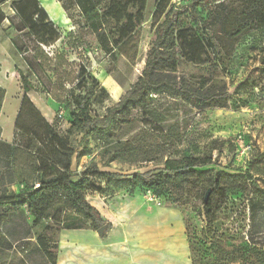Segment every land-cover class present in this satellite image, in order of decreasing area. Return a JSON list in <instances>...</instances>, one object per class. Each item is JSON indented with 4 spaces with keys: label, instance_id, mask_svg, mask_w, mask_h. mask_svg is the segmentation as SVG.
<instances>
[{
    "label": "rangeland",
    "instance_id": "rangeland-1",
    "mask_svg": "<svg viewBox=\"0 0 264 264\" xmlns=\"http://www.w3.org/2000/svg\"><path fill=\"white\" fill-rule=\"evenodd\" d=\"M18 1L1 5V14L11 17ZM35 1L37 6L31 0L20 6L28 22L11 17L0 23V143L16 147L28 142L14 132L22 75L30 85L29 101L61 142L74 148L79 144L84 151V156L71 158L73 181L91 164L127 176L162 168L167 161L210 157L211 164L198 171L237 175L247 187L237 193L226 182L217 194H209L218 205L209 219L202 210L208 176L200 182L191 180L180 198L176 191L152 193L142 188L134 192L110 188L102 195L86 192L84 199L110 229L103 237L88 225L46 233L55 264H264V24L252 30H244L246 25L225 30L229 15L238 11L235 0L164 1L167 7H188L179 30L186 33L184 44L192 37L190 53H197L177 62L173 75L203 91L226 92L224 107L198 110L180 99L152 96L144 110L130 113L131 122L118 126L110 137L80 141L68 132L69 92L94 89L92 116L118 105L141 76L162 17L154 16L156 0H145L138 42L127 48L125 57L113 61L76 7L67 5L64 10L58 0ZM25 22L33 27L30 33L19 31ZM53 37H57L53 44H45ZM21 125L37 131L39 121L26 111ZM125 143L134 152L122 153ZM242 146L249 150L241 159ZM2 160L0 155V173L5 175ZM48 171L54 174L59 166ZM20 177L28 179L27 172ZM94 183L104 188V181ZM7 189L16 191L18 186ZM58 210L55 204L35 227L25 214L15 216L4 227L14 247L0 253V264H44L38 249L29 251Z\"/></svg>",
    "mask_w": 264,
    "mask_h": 264
},
{
    "label": "trees",
    "instance_id": "trees-1",
    "mask_svg": "<svg viewBox=\"0 0 264 264\" xmlns=\"http://www.w3.org/2000/svg\"><path fill=\"white\" fill-rule=\"evenodd\" d=\"M7 1L0 0V6ZM26 1L28 0H19L13 4L14 14L11 17H19L21 21L25 19L20 6ZM31 1L37 6L35 0ZM58 1L64 10H67V5L78 9L79 15L95 36L101 50L113 61L116 60V56L125 57L127 48L139 40L145 0ZM164 1L166 0H156L154 16H161L162 21L156 26L155 37L141 76L131 92L118 105L108 108L102 116H92L89 104L94 96V89L88 88L78 93L69 92L72 111L69 115L68 132L75 133L80 141L95 140L99 136L110 137L118 126L131 122L130 113L144 110L152 96L180 99L198 110L224 107L228 99L226 92L203 91L202 87L193 85L187 79L173 75L177 62L187 59L191 54L197 56V53H190L194 48L192 37L188 39L190 44H184L186 33L179 30L182 18L189 11L188 7L176 8L173 5L167 7L166 2L163 4ZM235 1L238 4V11L229 15L224 23L225 30L230 29V26L240 29L244 25H246L244 30H252L264 24V0ZM38 10L41 11L39 7ZM11 17H4L0 11V23L4 20L10 22ZM25 21L28 22V19ZM26 22L19 31L25 30L30 33L33 27ZM56 40L57 37H53L45 44H53ZM20 79L23 96L14 122V132L19 133L21 138H28V142L26 140L23 146L16 147L0 143V155L4 157L2 169L5 173V175L0 173V253L14 247L15 241L9 237L4 227L15 216L25 214L32 219L31 226L35 227L42 222L55 204H59L58 212L52 217L51 223L45 226L43 234L37 239V244L29 251L38 249L44 264H55V257L50 253L45 241L46 233L82 230L86 225L94 231L106 225L109 230L110 224H105L99 212L84 199L86 192L102 195L110 188L126 189L128 192L142 188L152 193L163 190L176 191L179 192L180 198L191 180L200 182L205 176H208L206 191L210 189V195L217 194L220 186L226 182H231L232 191L237 193L247 190L246 183L240 176L210 170L198 171L197 169L211 164L210 157L201 160L187 158L180 163L167 161L162 168L135 172L127 176L103 172L95 164H91L84 168L76 181H73L70 170L71 158L84 156V151L80 149L79 144L74 148L67 147L61 142L53 128L44 121L29 101L26 94L30 85L26 78L21 75ZM26 111L38 119L37 131H28L21 125ZM131 146L125 143L121 152L126 150L132 153L134 149ZM116 158L118 157H113L112 160ZM56 165L59 166V171L50 173L48 167ZM23 170L27 172L28 179L20 177ZM14 173H18L19 178H15ZM94 180L104 181V188L97 187ZM10 185H17L18 189L10 191L7 189ZM204 195L202 210L205 218L209 219L217 212L218 205L209 197L204 202Z\"/></svg>",
    "mask_w": 264,
    "mask_h": 264
},
{
    "label": "water",
    "instance_id": "water-1",
    "mask_svg": "<svg viewBox=\"0 0 264 264\" xmlns=\"http://www.w3.org/2000/svg\"><path fill=\"white\" fill-rule=\"evenodd\" d=\"M209 194H210V189H208V190L206 191L205 195H204V198H203V199H204V202L207 201ZM106 228H107L106 225H103L102 227H100V228L96 231L97 235H98L99 237H103V234H104Z\"/></svg>",
    "mask_w": 264,
    "mask_h": 264
},
{
    "label": "built area",
    "instance_id": "built-area-1",
    "mask_svg": "<svg viewBox=\"0 0 264 264\" xmlns=\"http://www.w3.org/2000/svg\"><path fill=\"white\" fill-rule=\"evenodd\" d=\"M249 147L242 146L240 150V158H244V156L248 153Z\"/></svg>",
    "mask_w": 264,
    "mask_h": 264
}]
</instances>
